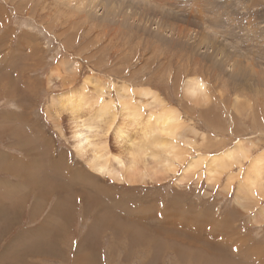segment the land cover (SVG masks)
Returning a JSON list of instances; mask_svg holds the SVG:
<instances>
[{
    "label": "rangeland",
    "instance_id": "rangeland-1",
    "mask_svg": "<svg viewBox=\"0 0 264 264\" xmlns=\"http://www.w3.org/2000/svg\"><path fill=\"white\" fill-rule=\"evenodd\" d=\"M87 74L149 89L179 112L186 156L173 173L132 185L88 168L68 115L51 107L56 94L78 96ZM189 78L203 79L196 96ZM107 93L116 109L102 143L113 162L123 117ZM241 140L250 153L240 164L210 179L203 166L184 171L196 152ZM263 151L264 0H0V264H264V217L252 220L264 182L237 196ZM173 204L186 210L168 213ZM160 214L164 233L153 228ZM198 215L203 234L190 230Z\"/></svg>",
    "mask_w": 264,
    "mask_h": 264
},
{
    "label": "bare ground",
    "instance_id": "bare-ground-1",
    "mask_svg": "<svg viewBox=\"0 0 264 264\" xmlns=\"http://www.w3.org/2000/svg\"><path fill=\"white\" fill-rule=\"evenodd\" d=\"M52 76L56 79L62 78L64 80L63 82H66L63 71L58 65H56ZM202 80L197 78L195 80L190 78L187 79L185 86L187 91L195 96L201 93L204 86ZM82 81L85 85L92 87L94 91L87 88H81L82 91H78V96H76L74 92H62L56 94L55 96H52L51 107L54 113L58 116L63 113L68 115L72 126V147L75 153L85 161L89 169L100 176H106L115 180L117 183L126 182L132 185L146 180H155L160 174L169 175L176 170L177 163L182 162L183 158L186 156V151H180V144L178 142V139L182 136L180 134L181 126L179 124L180 116L176 109L168 107L160 97L149 89L143 88V90H139L140 92L137 91L135 93V90L131 89L129 86L123 84L116 86L114 82L102 81L101 78L96 77L93 74H87ZM112 88H114L117 93L116 95L121 111L120 114L122 113L123 117V126L121 128H116L113 132V136L115 142L123 145L124 154H121V152L111 153L114 157L113 162H110L107 157L106 147L108 148V146L106 140H104V143H102V140L103 137L106 136V133H108V130L113 131V128L111 129V127L115 119V112H112V110L116 107L114 101L106 96L108 95L107 90L110 92ZM159 104L163 106V109L160 112L157 110L158 107L153 108ZM134 107H136L137 110ZM144 107L147 109H143ZM85 108H87V111L88 108H92L93 110L84 112ZM60 111L62 112L60 113ZM132 124L140 125V127L136 129V131L141 130V137L139 139L130 137L129 131L136 128V126H132ZM182 126H184V124H182ZM155 135H158V140L152 142ZM160 137L161 140H159ZM181 141H185L183 146L186 148L191 145L190 141L187 139ZM243 141L245 140L238 141L234 145H231L218 153L209 154L208 158L206 154L196 152L190 156V159H188L187 163L184 165V171L203 166L208 179L212 178L215 174H221L227 166L240 164L244 159L249 158L250 146L247 143H241ZM250 161V165L247 168V174L246 176H243L245 179L243 178V183L237 188L238 198L244 196L245 190L260 186L262 187L260 181L262 183L264 182V180L262 181L260 178L262 173L261 166L264 162V151L254 155ZM262 188L264 191V186ZM176 206V204L170 205L168 208H165V210L169 209L168 213L173 212L174 215L185 209L181 208L180 210H176ZM258 210L255 219L256 224L262 222L261 218L264 217V205ZM189 214H191V212L185 211V215L182 218L185 220V216H189ZM169 215L170 214H167V216ZM160 218V222L157 219L159 223L156 222L158 224L153 227L154 229H157L158 231L162 228L161 231L164 233L166 232L165 230L172 228L170 224H168L167 219H163V214H160ZM199 219L200 216L198 215L197 219L194 220ZM186 222L191 226L189 223L190 221ZM133 224H135L136 227L144 226L141 223ZM199 224L200 220L199 222H196L192 228L189 227L190 230L203 234L199 228ZM182 232L189 238L180 236L177 233L176 235L182 237V239L184 237L185 240L187 238L190 242L194 241L193 239V241L191 240L190 237L193 235L189 231L184 230ZM193 243L196 244V242ZM200 246L204 245H201L200 243ZM216 246L217 244H213L212 247ZM220 252H222L221 249Z\"/></svg>",
    "mask_w": 264,
    "mask_h": 264
},
{
    "label": "crops",
    "instance_id": "crops-1",
    "mask_svg": "<svg viewBox=\"0 0 264 264\" xmlns=\"http://www.w3.org/2000/svg\"><path fill=\"white\" fill-rule=\"evenodd\" d=\"M83 87H85V88H87V89H89V90H92V91H94L93 90V88L92 87H90V86H88V85H85V86H83ZM136 110H137V108L136 107H134ZM114 109H116V108H114ZM114 109L112 110V112H115L114 111ZM108 132H110L109 130H108ZM111 133V132H110ZM107 136V135H106ZM158 140V135H155L154 137H153V139H152V142L153 141H157ZM178 169V168H177ZM254 213V210L253 211H251V215ZM257 213V212H256ZM256 213L254 214V216H253V218H252V220L256 223V221H255V219H256ZM230 214V213H229Z\"/></svg>",
    "mask_w": 264,
    "mask_h": 264
}]
</instances>
